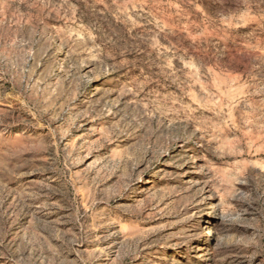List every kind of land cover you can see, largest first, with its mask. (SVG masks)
<instances>
[{
    "label": "rangeland",
    "instance_id": "1",
    "mask_svg": "<svg viewBox=\"0 0 264 264\" xmlns=\"http://www.w3.org/2000/svg\"><path fill=\"white\" fill-rule=\"evenodd\" d=\"M0 264H264V0H0Z\"/></svg>",
    "mask_w": 264,
    "mask_h": 264
}]
</instances>
